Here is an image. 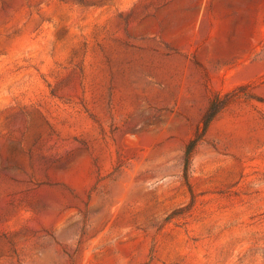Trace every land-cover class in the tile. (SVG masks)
Masks as SVG:
<instances>
[{
  "label": "rangeland",
  "instance_id": "1",
  "mask_svg": "<svg viewBox=\"0 0 264 264\" xmlns=\"http://www.w3.org/2000/svg\"><path fill=\"white\" fill-rule=\"evenodd\" d=\"M0 264H264V0H0Z\"/></svg>",
  "mask_w": 264,
  "mask_h": 264
},
{
  "label": "trees",
  "instance_id": "2",
  "mask_svg": "<svg viewBox=\"0 0 264 264\" xmlns=\"http://www.w3.org/2000/svg\"><path fill=\"white\" fill-rule=\"evenodd\" d=\"M224 99L225 97L216 95L210 100L206 115L204 116L202 121V128L196 132L194 137L186 145L184 154L186 163L189 162L191 153L193 152L197 144L201 141L203 135L206 133L209 122L228 104Z\"/></svg>",
  "mask_w": 264,
  "mask_h": 264
}]
</instances>
